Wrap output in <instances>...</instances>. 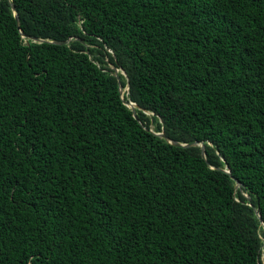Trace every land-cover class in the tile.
<instances>
[{"label": "trees", "instance_id": "trees-1", "mask_svg": "<svg viewBox=\"0 0 264 264\" xmlns=\"http://www.w3.org/2000/svg\"><path fill=\"white\" fill-rule=\"evenodd\" d=\"M254 209L264 0H0V264H264Z\"/></svg>", "mask_w": 264, "mask_h": 264}, {"label": "water", "instance_id": "water-1", "mask_svg": "<svg viewBox=\"0 0 264 264\" xmlns=\"http://www.w3.org/2000/svg\"><path fill=\"white\" fill-rule=\"evenodd\" d=\"M11 8H12V11H13V14H14V18H15V20H16V24H17V26L19 27V17H18V12H17V9H16V7H15V5H14L13 3H11ZM19 31H20V34H21L22 37H27V38H29V36H26L24 33H22L21 30H19ZM31 39H32L33 41H36V42H43V41H45V40H43V39H39V38H36V37H33V38H31ZM53 43H56V44H67V43H68V40H66V41H53ZM111 68H112V70H113V74H114V76H115V77L117 78V80H118L119 94H120V97H121V99H122L124 105H126L128 108H130L131 111H132V113H133V116L136 117V112H135V110H136V108H138V105H137L135 102H133V101L126 100V99L123 98V95L125 94V92L128 93V78H127L125 72H124L123 70H120L119 68L113 66V65L111 66ZM119 74H122V75L125 76V78H126V86H125V87H123V86L121 85V83H120V77H119ZM148 130H149L150 132L154 133L155 135H157V136H159V137L165 139L167 142L171 143V144L174 145V146H178V147L200 146V147H201V156L205 159V149H204V145H203L202 142L194 141V142H190V143H182V142H179V141H175V140L170 139V138H169V137H168L163 131L155 132V131H153L152 129H148ZM222 170H223L224 172L228 173V174L231 176V178L234 179V181H235V189L242 187V184L240 183V181H239L238 179H235V178L231 175V173H230V171H229L228 168H223ZM245 196H246L248 202H250V201H251L250 196H249L248 194H245ZM254 211H255L256 216L259 218L260 223L264 226V221L261 219L258 210H257V209H254Z\"/></svg>", "mask_w": 264, "mask_h": 264}]
</instances>
